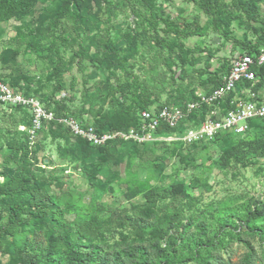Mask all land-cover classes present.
Listing matches in <instances>:
<instances>
[{
	"label": "rangeland",
	"instance_id": "obj_1",
	"mask_svg": "<svg viewBox=\"0 0 264 264\" xmlns=\"http://www.w3.org/2000/svg\"><path fill=\"white\" fill-rule=\"evenodd\" d=\"M30 1L0 20V75L108 129L132 124L131 99L142 91L152 107L209 91L211 73L260 36L242 7L264 18V0H219L213 14L193 0ZM148 6L180 22L198 18L207 32L171 34L175 50H161L144 18ZM258 91L264 98V79ZM27 124L25 111L0 107V185L23 171L48 213L28 204L29 193L19 197L26 210L13 233L0 231V264H264V211L249 216L264 207V120L245 135L192 145L167 135L107 147L83 145L56 122L31 146ZM19 198L0 196V226ZM83 253L88 260L75 261Z\"/></svg>",
	"mask_w": 264,
	"mask_h": 264
},
{
	"label": "built area",
	"instance_id": "obj_2",
	"mask_svg": "<svg viewBox=\"0 0 264 264\" xmlns=\"http://www.w3.org/2000/svg\"><path fill=\"white\" fill-rule=\"evenodd\" d=\"M264 64V46L251 54L241 52L231 61L230 69L221 77L218 86L209 92L198 93L193 100L183 106L163 105L138 111V122L127 129L101 131L93 124L85 123L79 118L68 115L61 118L41 99L39 95L27 94L0 79V107L26 109L30 122L22 125L28 143L36 142L39 132L47 123L58 121L69 128L74 137H80L94 145H105L110 141H133L144 144L167 135L160 134L163 127L177 128L185 125L188 117L204 105L210 107L206 118L200 124H190L183 134L177 135L186 144L210 140L222 132L244 134L254 119L264 118V98L253 87L245 86L240 94L230 97L238 85L244 81L255 82L257 76L255 65ZM230 99V106L224 108L222 103ZM171 138H175L168 135Z\"/></svg>",
	"mask_w": 264,
	"mask_h": 264
},
{
	"label": "trees",
	"instance_id": "obj_3",
	"mask_svg": "<svg viewBox=\"0 0 264 264\" xmlns=\"http://www.w3.org/2000/svg\"><path fill=\"white\" fill-rule=\"evenodd\" d=\"M193 1H195L208 14H213V10L215 9V6H217L219 4V0H193ZM236 4L238 5V3H236ZM31 6H32V3L30 0H0V20H4L8 17L9 10L10 11H25V10H28ZM242 8L245 11H247L251 15V17L258 22L259 27H260V36L256 42L245 41L244 43H242L243 44L242 52L246 51L248 53L253 54V53L257 52L260 49V47L264 46V18L261 17V15L263 13L259 9L251 11L249 9H246L245 7H242ZM147 9H148V13H147V15L144 16V18L148 24V30L151 33V36L153 37L156 46L158 48H160L161 50H166V49L170 50V51L175 50V48H176L175 44L169 38L171 34L175 35L178 38H182L185 36H192V35L203 36L207 32V28L200 24V21L198 18H193L191 20L186 19V20H183L182 22H180L179 20L175 19L170 14L164 13L162 10L155 9L151 6H148ZM213 23H214V25H217L219 28H221L222 34L224 37L229 36V32L226 29L222 28V25L220 24L218 19L213 18ZM68 42H69V40H68ZM230 65H231V63L229 61L221 67L222 70H220L221 68L219 69L222 74L218 73L219 70L217 73H211V80L214 82V85L211 89H209V91H211L213 88H215L216 86L219 85L221 77L223 76V74H225L230 69ZM254 70H255V73L257 76V80L255 82L244 81V82L240 83L237 87V90L233 94H231L230 97H233V95H235L236 93L240 94L241 90L245 86L253 87L256 91H258V87L261 84L262 80L264 79V64L255 65ZM0 79L3 80L4 82H7L10 84V82L7 81L5 78H3L1 75H0ZM133 81L135 83V87L140 88V83H139L138 77L134 76ZM209 91H207V92H209ZM26 93L29 94L28 91H26ZM36 95H39V94H36ZM195 97L190 96L188 99L181 102L180 104L168 103V105L183 106L187 101L193 100ZM230 97L227 98L222 103V106L224 108H227L231 105L230 104V99H231ZM41 99L47 104V106H49L51 109L54 110L57 118H61L63 116L71 115V114H68V112H67L68 110H67L66 100L54 99L53 101H51L50 99H48L45 101L42 97H41ZM131 100H132V104H135L138 106V111L141 109H148V108L152 107V106H150V104H152L151 95L145 91H142V93L134 96ZM163 105H165V104H163ZM163 105H157V107H162ZM132 106L133 105H131V107ZM16 109H19V110L26 112L28 123H29L30 122V115H29L28 111L26 109H22V108H16ZM209 110H210V107L207 105H204L200 110L192 113L188 117V120L186 121L185 125H181L180 127H177V128L163 127L160 129L159 133L163 134V135H174V134L181 135L184 133L186 127L189 126L190 124H200L201 122H203L204 119L206 118ZM138 111H137V113H138ZM137 113H136V115H134V120H133L132 124L127 126V128H130L131 126L137 124V122H138ZM71 116H73V115H71ZM260 120H264V118L252 120L250 122V126L252 125L253 122L260 121ZM53 122L60 123L58 121H52L51 123H53ZM94 126L101 131L112 130V129H127V128H122V127H115L112 129H108V128L103 127V123H98V125L96 124ZM66 128L71 133L69 128L68 127H66ZM23 133H24V136L28 142V138L26 136V133L25 132H23ZM246 133L247 132H245L244 134H235L232 132H222V133L218 134L215 138H218L221 135H240L241 136V135H245ZM76 138L79 139V141L83 145H86V146L94 145V144H91L88 141H86L80 137H76ZM121 141L123 143L124 142L133 143V144L139 145V146L145 145L148 143L147 142L144 144H138V143L130 141V140H127V141L121 140ZM238 141L240 144H243V145L246 144L245 139L239 138ZM118 142H120V141H110L105 145H94V146L107 147V146H110L112 144H116ZM200 142H202V141H200ZM16 143L17 142H14V144H16ZM196 143H198V142H196ZM193 144H195V143H193ZM263 144L264 143H262V145ZM10 145H12V144H10ZM231 152L235 153L236 156L240 157L243 150L235 148ZM25 180H26L25 174L23 173V171H19L17 174H15L13 177H11L9 179L7 184L0 185V196H9V197L19 198L23 193L24 194L29 193L32 197V200L28 204L31 206H36V205L39 206L40 205L41 206L40 208H43V212L48 213V210H47L48 207L45 205V203L40 201L41 194L38 191H36L35 189H30V187H28L26 185L27 183ZM26 202H28V201H25L22 197V198H19V199L10 203L8 218L5 222V224H2L0 226L1 232H4L5 234L13 233V230L15 229L17 224H19V222L22 218V213L24 212V210H26V206H27ZM52 211L54 212V210H52ZM263 211H264V207L262 208V211L255 210V209L249 210V216L254 217L256 215H260V214H262ZM248 221H249V219H248ZM86 231L87 230L84 228L83 225H79L78 233L80 234V236L82 238L86 237V234H87ZM91 248L93 249V247H91ZM71 251H75V249H71ZM86 254H88V253H83L82 256L75 258V261L85 262L86 260H88L85 258V256H87ZM100 264H107V263L104 261H101Z\"/></svg>",
	"mask_w": 264,
	"mask_h": 264
}]
</instances>
